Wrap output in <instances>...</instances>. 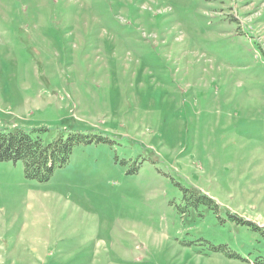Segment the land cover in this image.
<instances>
[{"label": "rangeland", "instance_id": "1", "mask_svg": "<svg viewBox=\"0 0 264 264\" xmlns=\"http://www.w3.org/2000/svg\"><path fill=\"white\" fill-rule=\"evenodd\" d=\"M13 128L106 142L0 162V264H264V0H0Z\"/></svg>", "mask_w": 264, "mask_h": 264}, {"label": "trees", "instance_id": "2", "mask_svg": "<svg viewBox=\"0 0 264 264\" xmlns=\"http://www.w3.org/2000/svg\"><path fill=\"white\" fill-rule=\"evenodd\" d=\"M31 133L18 128L0 130V162H21L25 179L37 183L47 182L56 169L64 167L76 145L106 142L100 137L72 133L66 138L60 136L53 142L43 144ZM199 199L212 204L211 199L205 196H199ZM231 218L258 231L264 239V228L234 216ZM257 259L264 260V257L258 256Z\"/></svg>", "mask_w": 264, "mask_h": 264}]
</instances>
